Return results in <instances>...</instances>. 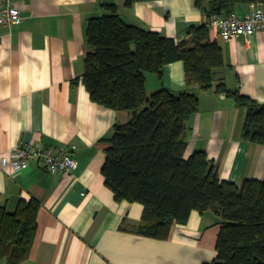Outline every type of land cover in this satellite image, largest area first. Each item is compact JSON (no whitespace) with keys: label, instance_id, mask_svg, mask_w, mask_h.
I'll return each instance as SVG.
<instances>
[{"label":"crops","instance_id":"0c3cea01","mask_svg":"<svg viewBox=\"0 0 264 264\" xmlns=\"http://www.w3.org/2000/svg\"><path fill=\"white\" fill-rule=\"evenodd\" d=\"M21 22L0 27V206L14 212L20 199H36L37 234L22 264H206L216 258L221 220L213 212H191L174 224L168 239L138 235L143 207L120 202L105 187L101 173L106 139L114 124L128 120L90 101L81 78L87 52L86 28L117 7L128 25L159 32L175 44L190 40L189 29L208 25L195 0H14ZM247 11V3L235 12ZM223 54L215 86L264 104V33L223 40L210 29ZM150 95L162 88L191 92L199 109L187 123L185 158L205 152L221 181L241 187L264 182V146L242 138L246 111L227 93L187 86L183 63L165 65L162 77L145 74ZM65 147L78 165L72 174L51 175L39 161L20 172L2 167L15 145ZM1 264H6L2 262Z\"/></svg>","mask_w":264,"mask_h":264},{"label":"trees","instance_id":"16d2710c","mask_svg":"<svg viewBox=\"0 0 264 264\" xmlns=\"http://www.w3.org/2000/svg\"><path fill=\"white\" fill-rule=\"evenodd\" d=\"M130 7L141 0H124ZM264 3V0H262ZM207 18L230 14L249 0H195ZM107 14L87 23V52L81 78L91 103L128 120L114 124L101 173L115 202L140 204L136 233L165 241L174 224L185 225L191 212H213L221 220L216 258L206 264H264V182L246 180L241 187L219 179L217 167L199 151L185 158L187 123L199 109L191 92L146 91L145 74L162 77L165 65L180 61L187 86L227 93L245 109L242 138L264 146V104L215 86L223 54L210 39L208 25L191 27L190 40L175 44L159 32L126 24L113 4ZM36 199H20L14 212L0 206V264H22L37 234Z\"/></svg>","mask_w":264,"mask_h":264},{"label":"built area","instance_id":"2783aa9c","mask_svg":"<svg viewBox=\"0 0 264 264\" xmlns=\"http://www.w3.org/2000/svg\"><path fill=\"white\" fill-rule=\"evenodd\" d=\"M20 22V11L14 0H0V27H11ZM208 26L227 42L240 36L264 33V3L262 0H249L246 12L233 11L230 14L212 16ZM34 161H39L51 175L72 174L78 165L65 147L56 149L41 144H21L10 149L8 155L1 159V166L20 172L29 168Z\"/></svg>","mask_w":264,"mask_h":264}]
</instances>
